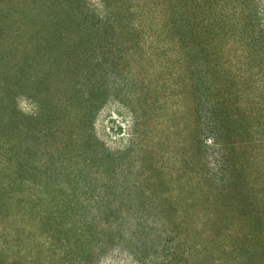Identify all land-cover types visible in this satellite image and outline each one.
I'll return each instance as SVG.
<instances>
[{"label":"rangeland","instance_id":"1","mask_svg":"<svg viewBox=\"0 0 264 264\" xmlns=\"http://www.w3.org/2000/svg\"><path fill=\"white\" fill-rule=\"evenodd\" d=\"M134 1H115L104 40L101 0H0V264H163L169 239L194 264L169 209L198 222L210 199L216 117L163 23L117 47Z\"/></svg>","mask_w":264,"mask_h":264},{"label":"trees","instance_id":"2","mask_svg":"<svg viewBox=\"0 0 264 264\" xmlns=\"http://www.w3.org/2000/svg\"><path fill=\"white\" fill-rule=\"evenodd\" d=\"M101 1L111 10L105 20L113 28L103 32L108 40L115 31L111 16L117 13L116 0ZM136 1L130 11L134 20L117 26V47L134 42V34L139 35L137 44L144 42L140 32L163 23V45L179 56L181 50L189 54L205 81L217 122L208 129L216 141L213 157L219 171L209 188L210 199L205 205L197 201L198 222L187 221L186 209H169L180 217L170 226L184 236L185 245L194 244V264H264V113L259 101L264 0ZM118 10L124 19L126 13ZM204 196L200 192L197 200ZM218 196L237 198L240 207L234 211L218 202L213 205ZM170 241L165 240V247L163 243V264H173Z\"/></svg>","mask_w":264,"mask_h":264}]
</instances>
